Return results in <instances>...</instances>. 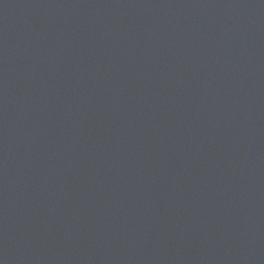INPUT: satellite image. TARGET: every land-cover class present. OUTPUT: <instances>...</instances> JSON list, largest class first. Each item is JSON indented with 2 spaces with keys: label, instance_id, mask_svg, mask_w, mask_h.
I'll list each match as a JSON object with an SVG mask.
<instances>
[{
  "label": "water",
  "instance_id": "95a60500",
  "mask_svg": "<svg viewBox=\"0 0 264 264\" xmlns=\"http://www.w3.org/2000/svg\"><path fill=\"white\" fill-rule=\"evenodd\" d=\"M0 264H264V0H0Z\"/></svg>",
  "mask_w": 264,
  "mask_h": 264
}]
</instances>
